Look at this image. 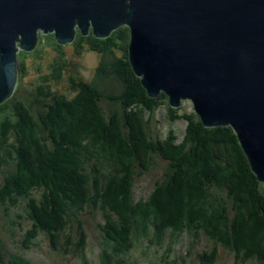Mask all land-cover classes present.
<instances>
[{"label": "trees", "instance_id": "16d2710c", "mask_svg": "<svg viewBox=\"0 0 264 264\" xmlns=\"http://www.w3.org/2000/svg\"><path fill=\"white\" fill-rule=\"evenodd\" d=\"M78 33L76 53L122 52L119 75L126 86L122 94L100 88L79 73L76 61L58 53L50 72L38 76L31 102L12 95L0 104V217L8 231L23 230L24 250L43 236L52 249L94 264L86 219L98 214V264H144L136 255L159 247L162 261L156 264H184L185 255L198 264H214L222 255L232 264H264V182L257 180L233 129L207 127L194 110L179 114L182 106H170L162 91L149 96L129 63L127 26L105 38ZM44 39L63 46L53 33ZM32 51L37 55L40 47ZM26 67L18 51V74ZM64 68L73 73L66 88L49 91L46 81H62ZM114 103L121 110L111 109ZM161 105L170 120H186L180 142L172 130L164 137L147 132L141 115ZM155 157L168 161L169 172L135 199V177ZM7 252L0 251V264H35L23 253Z\"/></svg>", "mask_w": 264, "mask_h": 264}, {"label": "water", "instance_id": "95a60500", "mask_svg": "<svg viewBox=\"0 0 264 264\" xmlns=\"http://www.w3.org/2000/svg\"><path fill=\"white\" fill-rule=\"evenodd\" d=\"M121 25L149 96L190 100L207 126H230L264 182V0H0V104L18 79V51L40 32L60 44Z\"/></svg>", "mask_w": 264, "mask_h": 264}, {"label": "rangeland", "instance_id": "374dc122", "mask_svg": "<svg viewBox=\"0 0 264 264\" xmlns=\"http://www.w3.org/2000/svg\"><path fill=\"white\" fill-rule=\"evenodd\" d=\"M39 32L41 39L38 41L37 45L40 47V51L37 55H35L32 50H19L23 52V61L26 63L27 67L22 74H18L17 84L12 95L21 96L25 99V101L30 100L27 101V103L31 102L32 97L30 93L32 88L35 87L36 84H39V81H37L39 78L38 76L50 72L48 65L54 62L56 56H58V53L64 54V58L76 61L78 63L76 65V69L85 77L86 80H89L90 82L95 81L94 83L100 86V88L106 87L108 90H117V92L115 91L116 94L119 92L122 94L120 88L121 86L122 89L125 88L126 84L123 82V80H121L119 75L123 69V55L119 49H106L102 52L85 49L81 53H76L73 45L74 40L69 43H64L60 48H56L54 42H52L51 39L50 42L45 41L44 35L47 33H44L42 30H39ZM56 43L59 44L57 40ZM62 70L64 75L62 81L58 83H56V81L53 79L46 81L45 84L49 86V91L62 90L63 87L66 88L67 77L69 74L73 73H69L70 70L68 68H64ZM41 83L44 84V82L40 81V85ZM68 96H71L70 93H68ZM121 96L123 99H127L126 95ZM101 104L104 106L105 111H107L108 103L103 101ZM110 106H112L111 109L121 110V107L116 103ZM180 106L182 107L177 111L179 114L193 111V106L190 100H183ZM33 108L35 110L44 109V107L40 108L35 104L33 105ZM120 112L122 113V111ZM141 116L145 126L147 127L146 129L148 133L164 137L168 130H172L175 134L176 141L180 142L183 140L186 132V120L182 118L170 120L166 105H161L158 107L153 114H150V116ZM169 169L168 161L162 159L161 157H155V162L150 167V169L145 171L140 169L139 171L141 172L135 177L134 180V198L138 199L141 196H146L153 189L157 180L165 178L166 172H169ZM1 180L2 172L0 171V182ZM98 222H100V216L98 214L90 215L86 219V229L89 235L87 253L88 258L94 264H98V253L100 251V233L97 226ZM22 233L23 230L19 228H17L15 234L9 232L7 220H5V217H0V251H8L7 253H23L35 264H80L75 255L71 253L64 255L61 252L52 249L47 241V238L43 236L39 237L38 244L32 249L24 250L20 243ZM182 249L183 247L177 246L175 250L176 252L183 254ZM135 252L140 253L141 250H137ZM162 252L163 250L161 247H159L158 249H152L146 255L137 254L136 257H138V259L142 257L145 262L144 264H156L162 261ZM185 257L187 262L184 264H198L196 263V260L193 258V256L185 255ZM214 264H232V260L227 259L222 255Z\"/></svg>", "mask_w": 264, "mask_h": 264}, {"label": "bare ground", "instance_id": "6f19581e", "mask_svg": "<svg viewBox=\"0 0 264 264\" xmlns=\"http://www.w3.org/2000/svg\"><path fill=\"white\" fill-rule=\"evenodd\" d=\"M115 30V29H114ZM113 30V31H114ZM128 32H129V30H128ZM49 33V32H48ZM129 34V33H128ZM130 37H131V35L129 34V38H128V42H129V40H130ZM102 38H105V37H102Z\"/></svg>", "mask_w": 264, "mask_h": 264}, {"label": "flooded vegetation", "instance_id": "af4514ba", "mask_svg": "<svg viewBox=\"0 0 264 264\" xmlns=\"http://www.w3.org/2000/svg\"><path fill=\"white\" fill-rule=\"evenodd\" d=\"M121 26H124V25H121ZM121 26H119V27H121ZM125 26H126V25H125ZM116 29H117V28H116ZM116 29H115V30H116Z\"/></svg>", "mask_w": 264, "mask_h": 264}]
</instances>
